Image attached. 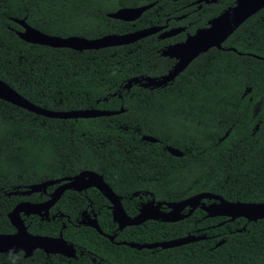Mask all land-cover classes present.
I'll use <instances>...</instances> for the list:
<instances>
[{"label": "trees", "instance_id": "obj_1", "mask_svg": "<svg viewBox=\"0 0 264 264\" xmlns=\"http://www.w3.org/2000/svg\"><path fill=\"white\" fill-rule=\"evenodd\" d=\"M190 1L0 0V80L48 110L124 108L113 115L60 119L0 99V233L12 230L7 213L19 200L7 193L87 169L103 174L122 193L155 187V196L163 199L208 191L231 202H264V8L240 24L223 49H208L171 83L153 89L133 84L126 90L123 85L135 76L165 73L173 61L160 55L161 48L184 34L171 39L149 35L128 45L76 51L28 43L16 34L22 28L13 21L24 18L49 35L96 38L162 25L193 9ZM149 3L153 5L131 22L106 15ZM231 4L233 0L204 4L175 24H185L192 33ZM142 135L157 141H144ZM163 144L183 155H171ZM25 198L39 199L37 193ZM70 198L62 196L61 201L72 203L62 211L73 221L78 208ZM202 215L196 210L177 222L151 221L121 231L108 218L100 227L116 233L114 242L68 222L61 233L81 249L107 250V264H264V218L217 223L224 217ZM34 222V231L41 234L57 235L60 228L54 221ZM188 233L206 238L140 250L115 243H150ZM220 240L224 242L215 246ZM45 256L40 250L28 258L0 254V264H78L60 255Z\"/></svg>", "mask_w": 264, "mask_h": 264}, {"label": "water", "instance_id": "obj_2", "mask_svg": "<svg viewBox=\"0 0 264 264\" xmlns=\"http://www.w3.org/2000/svg\"><path fill=\"white\" fill-rule=\"evenodd\" d=\"M200 1L207 2L208 0H198L197 2ZM152 5L153 3L140 6L120 7L113 12H108L106 15L113 19L131 22L139 18L140 15ZM262 8H264V0H234L233 5L228 6L219 14L209 19L206 27L197 29L193 34L188 35L183 42L167 45L161 51L162 56H167L176 60L173 66L165 74L160 76H135L128 79L123 85V88L130 89L133 84H138L142 87L157 88L164 87L167 83H171L174 78L199 54L206 52L212 47L222 48V43L238 28V26ZM13 21L22 28V30H17L16 34L19 38L28 43L47 45L49 47H66L76 51L128 45L141 38L152 35L161 29V27L149 26L126 33H109L96 38H86L78 35H49L27 24L24 18H13ZM175 32H177L176 29L168 30L163 32L160 35V38L169 37L175 34ZM230 49L235 50L234 48ZM248 91H250L249 88L245 89L243 94H246ZM0 99L39 115L60 119L94 118L118 114L124 111L122 106L117 110L97 108L68 111L48 110L29 102L14 88L2 80H0ZM226 135L227 133H225L224 136ZM141 139L149 142L157 141L156 138L149 135H142ZM167 150L172 155H181V152H179L176 148L167 147ZM60 180L66 181V183L59 185L53 191L51 200L48 202L57 200L61 193L66 189H77L79 181H83V185L85 186L94 185L101 189V191L105 192L106 196L110 199L112 203V219L115 223H117L118 230H122L127 225H136L148 218H160L161 221L174 222L190 216L197 207L206 213V217L225 216L228 220L243 217L247 221H256L257 219L264 218V202H231L218 194H213L208 191H200L182 200L168 203L170 209L165 214L155 213L147 215L145 210L150 209H148V206H144L135 217L128 218L124 213L118 198L113 194L110 187L103 181L102 176L92 170H83L71 177L31 183L27 185L24 190H21L20 194L24 195L43 191L46 186L59 182ZM17 192L18 191H13L12 193L16 194ZM204 199L214 201L206 204L203 202ZM186 206L189 207L187 213L180 214V211ZM46 212V203L43 202H21L16 204L7 213L10 223L16 227V232L12 234H0V252L15 253L23 251L24 257H28L35 249H41L46 253L61 254L68 257L74 256L75 249L73 245L63 240L61 235L57 238H52L41 235H32L26 231V227L23 225L20 213H24L25 215L37 214L42 217L46 215ZM89 225L101 233V230L95 221ZM114 237L115 235L113 234L107 235V238L110 241H113ZM205 238V234L195 235L188 233L184 236L169 240L150 243H138L131 241L124 242L123 244L139 250L143 248L153 249L157 247L171 248ZM223 242L224 240H220L215 244V246L221 245Z\"/></svg>", "mask_w": 264, "mask_h": 264}, {"label": "flooded vegetation", "instance_id": "obj_3", "mask_svg": "<svg viewBox=\"0 0 264 264\" xmlns=\"http://www.w3.org/2000/svg\"><path fill=\"white\" fill-rule=\"evenodd\" d=\"M197 1L198 0H191L188 3V5H191L193 7V9H191L190 11L195 10V9H201L204 4L215 3V2H219L221 0H208L207 2H205V1L197 2ZM233 4H234V0H233ZM233 4H231V5H233ZM231 5H229V6H231ZM190 11L185 12V13L180 14V15L173 16L172 20H168L167 19V21L164 24H162V25H153L155 27H161L160 30H158L156 33L152 34V35H156V37L158 39H171V38L177 37L180 34H184V37L182 39L173 40V41L168 42L165 45H163V47L161 48V51L167 45L183 42L188 35L193 34L199 28H203V27L207 26V23H206L205 26L196 28L192 33H190V32L187 31L188 28H187V26L185 24H175V23H182V21L188 17ZM171 29H176L177 32H175V34H173V35H171L169 37L160 38V35L163 32H166V31L171 30ZM223 48L224 47L222 46V48H220V49H223ZM230 48H232V47H230ZM161 51H160V55H161ZM163 57H167V56H163ZM168 58H170V57H168ZM170 59H172V61H173L171 66H170V68H171L176 60L174 58H170ZM165 73H163V74H165ZM160 75H162V74H160ZM160 75H157V76H160ZM135 85H138V84H135ZM138 86H140V85H138ZM140 87H142V86H140ZM143 88L153 89V88H150V87H143ZM157 88H159V87H157ZM126 90H129V89H126ZM167 147H172V146L163 144V148L166 151H168ZM173 148H176V147H173ZM176 149L179 152H181L180 156H182L183 152L179 148H176ZM173 156H176V155H173ZM180 156H176V157H180ZM87 170H89V169H87ZM80 171H83V170H80ZM92 171H94V170H92ZM94 172H96L97 174L102 176L103 181L110 187V189L112 190L113 194L118 198V200H119V202L121 204V207L123 208V211H124V213L126 214V216L128 218L135 217L139 213L140 209L142 207H144V206H148V209H150V210H145L147 215H152V214H155V213L165 214L170 209V207L168 206V203L176 202V201L182 200V199L190 196V195H188V196H185V197H181V198H179L177 200L158 198V197L155 196V192H156V188L155 187H141V188H137V189H132V190H130L127 193L118 192V191H115L107 183V181H105L103 174H101V173H99L97 171H94ZM71 176H73V175L62 176V177L52 178V179H48V180H55V179L66 178V177H71ZM44 181H46V180H44ZM34 183H37V182H34ZM64 183H66V181L60 180L59 182H56V183H53L51 185L46 186L43 191L33 192V193H37L38 194V198L39 199H37V200L36 199L25 198V197H28V196L32 195L33 193L24 194V195L20 194V191L24 190L26 188V186L31 184V183H29L27 185H23V187H21V188L14 189L13 191H18L16 194L12 193L13 191L9 192L10 194L7 193V195H14L15 197H19L18 198L19 200H17L15 202V204L12 206V208L16 204L21 203V202H30V203H41V202H43V203H46L47 212H46V215H44L42 217L37 215V214L25 215L24 213H20L21 219L23 221V225L26 227V231L29 234L47 236V237H52V238H57L59 235H61L63 240H65L67 243L72 244L74 249H75V255L74 256H70V257L64 256V255H61V254L46 253V252H44L41 249H35L32 252V254L30 256H28V257H31L34 254L35 251L40 250L46 255L45 257H48L50 255H60V256H63L68 262L76 261L78 264H107V250L106 251L96 252V251H90V250H86V249H81L80 246H78L76 244H73L72 242H69L67 239H65L63 237L62 233H61V230L65 227V222H68V223H71L73 226H84V227L92 228L99 235H102L105 238H107V235H112V234L116 236V233H111V234L105 233L102 230V228L100 227L102 222L104 220L107 221L108 218H110L111 221L117 227V223H115L113 221V219H112V211H111L112 203H111L110 199L106 196L105 192L101 191V189L97 188L96 186H94V185L85 186V185H83V181H79L77 189H75V188L66 189V190H64L61 193V195L59 196V198L57 200H55L53 202H48L49 200H51V195H52L53 191L59 185L64 184ZM66 193L71 194V198L70 199L74 202V205H75L74 207L78 208L77 214L73 218V221H70L71 220L70 219V214H67L66 212L62 211L63 207H67V205H71L72 204V203L69 204L67 202L61 201L62 196L64 194H66ZM196 193H198V192H196ZM213 201L214 200H207V199L203 200V202L206 203V204H208L210 202H213ZM188 210H189V207L186 206L180 211V214H185V213H187ZM196 210H201V209L199 207H197L194 211H196ZM201 211L203 212L202 216L206 217L205 216L206 213L203 210H201ZM34 217H36V218H34ZM214 217H224V218H221L217 223H221V222L225 221L226 219L228 220V218L225 217V216H214ZM184 218H186V217H184ZM184 218H182L180 220H183ZM210 218H212V217H210ZM7 219H8V217H7ZM34 220H35V222L36 221L37 222L42 221V222H44L45 225L47 223L52 222V221L56 222L57 224H60V228L58 229L57 235L41 234L38 231H34V228L32 226V224H33L32 222ZM180 220H177V221H180ZM8 221H9V219H8ZM93 221H95L97 223L98 227L101 230V233H99L95 228H93V227H91L89 225ZM151 221L154 222V221H161V220H160V218H158V219L148 218V219L143 220L142 222H140V223H138L136 225L145 224V223L151 222ZM177 221H174V222H177ZM161 222H165V221H161ZM165 223H173V222L166 221ZM9 224L11 225L12 230L11 231H6V232H1L0 234H12V233L16 232V227L13 224H11L10 221H9ZM136 225H127L125 227L136 226ZM110 242H114V239H113V241H110ZM124 242H127V241H120V242H115V243L119 244V243H124ZM17 253H22V255L24 257V252L23 251H18V252H15V253L0 252V254H17ZM100 254H102L104 256V258H102V256ZM28 257H25V258H28Z\"/></svg>", "mask_w": 264, "mask_h": 264}, {"label": "rangeland", "instance_id": "obj_4", "mask_svg": "<svg viewBox=\"0 0 264 264\" xmlns=\"http://www.w3.org/2000/svg\"><path fill=\"white\" fill-rule=\"evenodd\" d=\"M257 107H258V105L256 106L255 111L257 110Z\"/></svg>", "mask_w": 264, "mask_h": 264}]
</instances>
